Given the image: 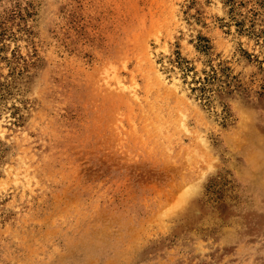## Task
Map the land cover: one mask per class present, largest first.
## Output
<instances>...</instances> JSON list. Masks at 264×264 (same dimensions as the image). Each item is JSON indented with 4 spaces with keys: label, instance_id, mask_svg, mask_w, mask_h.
I'll list each match as a JSON object with an SVG mask.
<instances>
[{
    "label": "rangeland",
    "instance_id": "obj_1",
    "mask_svg": "<svg viewBox=\"0 0 264 264\" xmlns=\"http://www.w3.org/2000/svg\"><path fill=\"white\" fill-rule=\"evenodd\" d=\"M0 264H264V0H0Z\"/></svg>",
    "mask_w": 264,
    "mask_h": 264
},
{
    "label": "trees",
    "instance_id": "obj_2",
    "mask_svg": "<svg viewBox=\"0 0 264 264\" xmlns=\"http://www.w3.org/2000/svg\"><path fill=\"white\" fill-rule=\"evenodd\" d=\"M205 41L207 42L206 39ZM202 48H207V44H203ZM11 72L13 74L14 72L13 69L11 70ZM19 73H22V72H19ZM223 75L225 74L219 75L215 69H210L209 72H206L204 74V77L199 78L197 81V84H199L197 89L200 90L201 96L206 97L207 96L206 91H208V85L220 82ZM226 85H227L226 87H229L230 84L228 83ZM225 93H228V91H225Z\"/></svg>",
    "mask_w": 264,
    "mask_h": 264
}]
</instances>
